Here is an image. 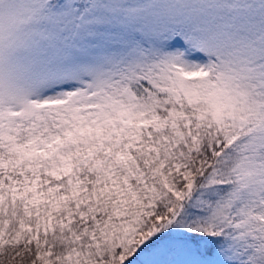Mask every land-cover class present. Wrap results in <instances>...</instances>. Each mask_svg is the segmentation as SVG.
<instances>
[{
  "label": "snow or ice",
  "instance_id": "obj_1",
  "mask_svg": "<svg viewBox=\"0 0 264 264\" xmlns=\"http://www.w3.org/2000/svg\"><path fill=\"white\" fill-rule=\"evenodd\" d=\"M0 264H264V0H0Z\"/></svg>",
  "mask_w": 264,
  "mask_h": 264
}]
</instances>
